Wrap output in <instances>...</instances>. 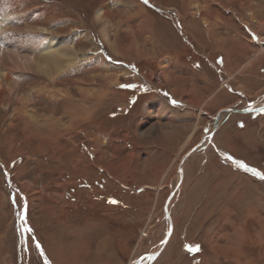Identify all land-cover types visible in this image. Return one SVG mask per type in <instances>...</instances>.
<instances>
[{"label": "rangeland", "instance_id": "rangeland-1", "mask_svg": "<svg viewBox=\"0 0 264 264\" xmlns=\"http://www.w3.org/2000/svg\"><path fill=\"white\" fill-rule=\"evenodd\" d=\"M192 1L184 7L180 0H0V26L10 36L0 35V72L9 73L0 95V264H46L45 258L47 264H134L156 251L168 229L163 206L178 164L211 131L216 115L211 140L183 162L168 206L170 235L142 264H264V26L252 15L257 0ZM217 2L249 17L262 35L254 42L245 33L237 38L253 44L246 63L231 32L211 30L208 40L203 23L186 10L217 11ZM139 9L155 23L143 24L142 34L135 28L141 18L132 16ZM191 23L199 26L197 39L207 41L204 52ZM222 36L225 61L240 59L222 83L237 89L247 81L240 73L252 65L254 96L243 98L258 110L227 111L236 108L229 101L242 97L220 91L213 106L201 107L208 117L199 109L190 120L193 137L182 149L165 145L158 131L149 143V132L159 128L142 110L151 88H177L168 83L170 63L163 66L162 56L175 52L207 72L212 80L202 90L221 81L211 64ZM50 37L57 39L54 48L74 49L61 58L59 72L11 67L13 47L28 54L32 42L35 57ZM131 40L147 57L123 63V45ZM70 58L76 60L67 65ZM25 202L31 232L19 217Z\"/></svg>", "mask_w": 264, "mask_h": 264}, {"label": "crops", "instance_id": "crops-1", "mask_svg": "<svg viewBox=\"0 0 264 264\" xmlns=\"http://www.w3.org/2000/svg\"><path fill=\"white\" fill-rule=\"evenodd\" d=\"M188 1L189 0H180L181 4H183L184 7H186ZM193 1L192 3H190V6H192V4H195ZM257 1H255L256 3H254V7H253L254 14L252 15H255V17L258 16L259 20L263 23L262 25L264 26V0H257ZM198 3L202 5L206 4L208 6V4H212L213 2L212 3L198 2ZM216 4H217L216 6L217 11L211 9L210 7L209 8L205 7L204 9H202V7H199L201 8V10L197 7H196L197 10L196 8L195 10H191V8H186V10L188 11V14L194 19L195 22L203 23L204 27L202 28L200 27L201 32L202 33L204 32L203 36L208 40L212 35L211 33H213V31L211 30L221 28L226 30L227 33L231 32L232 38L234 37L233 39L234 42L237 43V48H238L237 55L242 59L245 58L244 61L246 63V58L249 56V54H251L249 52L253 46V45L251 46L250 43L254 42V39L257 34L258 35L260 34L258 29L250 22L249 17L243 16L240 13L235 12L234 10L232 11L228 7L221 9L220 7L222 5L219 2H217ZM137 12L138 15L136 13L132 15L135 16L136 18L137 17L141 18L138 24L137 23L135 24L136 31L138 34L146 33L148 26L146 29H144V27H142L143 24L144 26L151 24L153 20L152 18L149 19V15L145 14L146 12L144 10L139 9ZM226 13H228L229 17H225ZM188 24H190V22ZM198 29L199 26H196L194 23L193 24L191 23L189 32L192 38H194V40L196 37L194 33H197ZM244 33L247 35V37L250 40H252L251 42H244L243 44L238 42L237 38L241 37ZM133 36L134 38L136 37L138 38L137 35H133ZM199 38L200 40H198L196 37L197 40H195L194 43L198 46L201 52H204L203 49L206 48L207 41H204L201 35L199 36ZM223 38L226 37L222 36L220 40L218 39L217 42L215 43L217 57L214 59L213 62L214 65L211 64V67L216 69V71L218 72V75L216 76L221 81L218 84H216L215 82V84L211 87L210 86H207L206 88L203 87L202 90H201V85L205 83L209 84L210 80H212L211 77L207 74V72L201 71L202 68L200 69L199 66L188 63L185 59H180L175 52L170 53L167 56H162L161 61H163V66L166 67L167 66L166 63H170L169 67L171 71L170 73L169 72L168 73L169 75H171V78L170 81H168V83L171 85V81H172L174 85H177V88L172 89L170 86H168V84L164 87V89H157V87H155L156 89L155 90L151 88V92L153 93L152 95H149L147 101L144 102V109L142 107V110L149 112V118L152 119L153 121H157L159 124L158 125L159 128L155 130L154 127H152V129H154L155 131L152 130V132H149L150 133L149 136H151V138L149 139V143H156V141H154L155 138L153 137L155 132L158 131L159 138L162 139L165 145L166 144L168 146L171 145L170 147L173 146L172 149H174V151H178L179 149H182L183 147L181 146H185L186 143L190 142V137H193V133H192L193 131L190 125L191 124L190 120L192 119V117H195V113L197 112V110L200 109L202 111L201 107L203 105L213 106L216 102L214 98L220 91L224 92L225 90L226 93H231L232 96L233 93H235V96L237 95L242 97V99L238 98L235 102L229 101L228 106H233V107L236 106V108L242 109L255 103V102L249 103L246 101V99L243 98L247 96L249 97L251 95L254 96V94L249 93V91L253 88L252 85L255 86V83H257V81L255 80L256 78H254L255 73H250V67L252 65L251 66H249L248 64L245 65L248 66L246 67L247 71H244L240 74L242 75V78L243 76H245L244 78H246L247 81L243 80L244 83H242V85L238 84L239 86L237 87V89L233 88L234 86L226 82L227 80L222 83V81H224L225 79L224 77L228 76V70L231 71L229 73L231 74L233 70L237 68V64L240 62L239 58H237V61L234 62L225 61V54L227 53V48L225 47L227 45V42L226 39ZM138 39H140V35ZM147 40H149V37H147ZM30 44L31 47L30 48L26 47L28 48L27 50L29 51L35 50L34 44L32 42ZM140 47H141L140 42H138L137 40H131L129 42H126V45H123V63H127L128 61H130V59L133 60L135 58L136 59L141 57L143 58V56L147 57V55L141 52L142 47L141 48ZM173 48L177 49L178 47L176 46ZM149 49L152 50V47H150ZM255 66L256 65H254V67ZM219 68H222L223 71L221 72ZM167 77L169 78V76ZM140 79L144 81L147 80L144 76ZM125 87L128 86L125 85ZM126 93L128 92L123 87V96ZM262 96H264V93H262ZM227 100L229 99L227 98ZM173 101H175V103H173ZM202 113H205L206 117L210 115L208 109L205 110L204 112L202 111L201 114ZM199 120L200 119L196 117V121L200 122ZM208 121L209 120L205 122V126L208 124Z\"/></svg>", "mask_w": 264, "mask_h": 264}, {"label": "bare ground", "instance_id": "bare-ground-1", "mask_svg": "<svg viewBox=\"0 0 264 264\" xmlns=\"http://www.w3.org/2000/svg\"><path fill=\"white\" fill-rule=\"evenodd\" d=\"M142 7V6H141ZM223 9V8H222ZM0 20H4V17L0 18ZM0 35L2 36L3 40H7L10 39V36L6 35V32L4 33V29L2 28V26H0ZM56 37H50L48 38L47 42L45 43V45L43 47H41L39 53L37 52V56H31V53H33L32 55H34V53L36 51L32 50V51H27L29 52L28 54L24 53L23 50L22 52H19V50H21L20 48L16 47H11L12 48V52L10 51L11 54V58H10V62H11V67L13 69H21V70H30V69H35V70H39V71H43L42 73H45V69L49 68V66L52 68H54L55 71L61 70V66L58 65V63L60 64L61 58L62 57H67L68 56H73V47L72 46H62V47H56L55 46V42L57 39H55ZM247 38V37H246ZM18 40V39H17ZM20 40V39H19ZM251 41V40H250ZM249 41V42H250ZM18 42V41H17ZM248 42V41H247ZM66 40L65 42H63V44H66ZM34 44V43H33ZM61 44V43H60ZM20 45V44H19ZM253 45V44H252ZM24 46V44L22 45ZM21 47V46H20ZM31 47V44L28 46V48ZM27 48V49H28ZM23 49V48H22ZM55 49V50H53ZM15 50V51H14ZM26 50V49H25ZM14 52V53H13ZM67 52V53H66ZM66 53V54H65ZM65 54V55H64ZM64 55V56H63ZM66 58V59H67ZM76 58V57H75ZM75 58H70L69 60H67L65 63L67 65H70L72 62L74 63V61L76 60ZM1 61V60H0ZM63 61V60H62ZM67 67V66H66ZM108 67V66H107ZM7 70V69H6ZM33 71V70H32ZM49 71V69H48ZM53 71V70H52ZM8 72L7 71H2L0 72V95L2 93V89L4 88V85L7 84V79H8ZM50 76V74H49ZM103 76V75H102ZM104 78H107L104 76ZM67 94V93H66ZM65 94V95H66ZM54 96H57L55 94H53ZM60 96V94H59ZM55 98H58L55 97ZM64 98V97H63ZM87 99V98H86ZM26 107V104H22L21 108H19L17 110L18 113H21V110L24 109ZM84 108V107H83ZM250 108V107H249ZM253 111L258 110L257 107H252ZM67 112V110H66ZM70 113V112H69ZM76 114V113H75ZM76 120V118H75Z\"/></svg>", "mask_w": 264, "mask_h": 264}, {"label": "water", "instance_id": "water-1", "mask_svg": "<svg viewBox=\"0 0 264 264\" xmlns=\"http://www.w3.org/2000/svg\"><path fill=\"white\" fill-rule=\"evenodd\" d=\"M262 107H264V103L261 104ZM252 107L248 108H242V109H239V108H228L226 109L227 111L231 110V111H238V112H252L253 110H251ZM214 121H215V125L213 126L212 130L210 132H208L207 134H205L201 140L198 142V144L196 146H194L193 148H191L190 150H188L185 155L181 158L179 164H178V167H177V173H178V180H177V183L175 184L173 190L171 191V193L167 196L165 202H164V206H163V212H164V215L168 221V229L164 235V238L159 246V248L156 250V251H153V252H148L144 255H142L141 257H139L134 264H142L143 260L144 259H148V258H153L155 257L159 252L160 250L164 247L169 235H170V232H171V229H172V223H171V217H170V214H169V211H168V206H169V202L171 201V198L173 196V194L175 193V191L178 189L179 187V184L181 182V179H182V175H183V170H182V165H183V162L184 160L190 156L192 153H194V151H196L200 146L203 145V142L205 141V139L207 141H210V137L211 135L213 134V132L215 131V129L217 128V124H218V116L216 115L214 117Z\"/></svg>", "mask_w": 264, "mask_h": 264}, {"label": "snow or ice", "instance_id": "snow-or-ice-1", "mask_svg": "<svg viewBox=\"0 0 264 264\" xmlns=\"http://www.w3.org/2000/svg\"><path fill=\"white\" fill-rule=\"evenodd\" d=\"M143 2L145 4H147L148 0H143ZM173 103H175V101H173ZM262 178H264V177H262ZM19 217H20V220L23 223V229L22 230L26 231V232H31L32 229L30 227H28L27 223H26V221H27V203L26 202L23 204V211L21 213H19ZM36 248L39 250L40 256L43 257L44 256V252H43L42 246L40 245L39 242H36ZM196 250L199 251V246H197ZM45 262L47 264L46 258H45Z\"/></svg>", "mask_w": 264, "mask_h": 264}, {"label": "flooded vegetation", "instance_id": "flooded-vegetation-1", "mask_svg": "<svg viewBox=\"0 0 264 264\" xmlns=\"http://www.w3.org/2000/svg\"><path fill=\"white\" fill-rule=\"evenodd\" d=\"M252 112H254V111H252ZM212 130V129H211ZM204 136V135H203ZM211 137H212V135H211ZM211 137H210V140H211Z\"/></svg>", "mask_w": 264, "mask_h": 264}]
</instances>
